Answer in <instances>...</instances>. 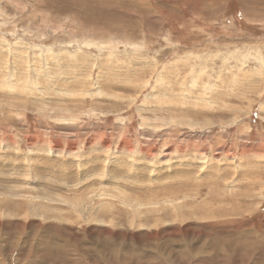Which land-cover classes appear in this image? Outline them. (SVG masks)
Instances as JSON below:
<instances>
[{
  "label": "rangeland",
  "instance_id": "374dc122",
  "mask_svg": "<svg viewBox=\"0 0 264 264\" xmlns=\"http://www.w3.org/2000/svg\"><path fill=\"white\" fill-rule=\"evenodd\" d=\"M0 264H264V0H0Z\"/></svg>",
  "mask_w": 264,
  "mask_h": 264
}]
</instances>
